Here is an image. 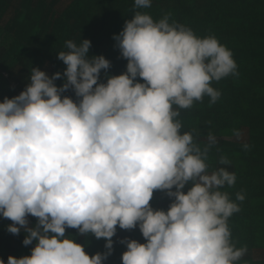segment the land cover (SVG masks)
<instances>
[{"label":"clouds","instance_id":"1","mask_svg":"<svg viewBox=\"0 0 264 264\" xmlns=\"http://www.w3.org/2000/svg\"><path fill=\"white\" fill-rule=\"evenodd\" d=\"M151 6L134 0L135 9ZM113 39L128 61L123 74L101 82L110 61L89 56V40H69L57 54L62 74L32 68L25 89L0 103V217L13 222L7 232L23 229L24 246L35 242L7 264H104L117 228L137 227L146 242L120 240L122 264H239L247 248L232 242L228 220L240 207L221 191L236 175L209 171L216 137L201 147L178 119L205 96L219 99L211 85L238 75L233 53L215 36L141 11ZM156 191L171 200L167 210L152 207ZM69 228L103 239L106 251L90 257Z\"/></svg>","mask_w":264,"mask_h":264},{"label":"trees","instance_id":"2","mask_svg":"<svg viewBox=\"0 0 264 264\" xmlns=\"http://www.w3.org/2000/svg\"><path fill=\"white\" fill-rule=\"evenodd\" d=\"M135 11L149 14L154 21L168 16L169 23L185 25L201 38L215 36L233 53L238 75L211 85L221 93L219 99L212 104L205 96L190 109H181L178 119L181 131L191 132L201 147L207 144L209 133L216 137L206 163L209 171L225 167L236 175L235 184L221 191L240 207L228 220L232 242L237 248H247L239 264H264V0H152L147 9H135L134 0H0V103L25 89L32 68L49 76L62 74L66 65L57 54L67 51L69 40L78 45L89 40V56L103 55L110 61L107 72H101V82L106 83L105 75L126 72L128 61L121 57L113 36ZM55 84L59 87L62 80ZM64 95L76 100L71 90ZM221 158L230 163L221 165ZM237 193L245 196L243 202L236 201ZM150 203L154 209L167 210L171 200L156 191ZM28 220L35 225V217L29 215ZM12 223L0 217V260L4 264L9 256L30 255L35 246V242L23 245V229L19 235L7 232ZM68 236L83 245L90 257L106 251L103 239L81 236L71 228L66 229ZM126 238L146 242L138 227L117 228L112 254L104 264H122L127 248L119 241Z\"/></svg>","mask_w":264,"mask_h":264}]
</instances>
